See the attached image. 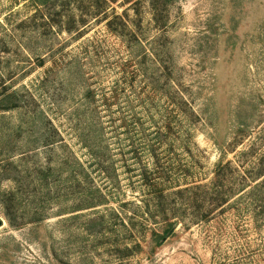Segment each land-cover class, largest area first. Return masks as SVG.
<instances>
[{"label":"rangeland","instance_id":"rangeland-1","mask_svg":"<svg viewBox=\"0 0 264 264\" xmlns=\"http://www.w3.org/2000/svg\"><path fill=\"white\" fill-rule=\"evenodd\" d=\"M10 95L0 264H264V0H0Z\"/></svg>","mask_w":264,"mask_h":264},{"label":"trees","instance_id":"trees-1","mask_svg":"<svg viewBox=\"0 0 264 264\" xmlns=\"http://www.w3.org/2000/svg\"><path fill=\"white\" fill-rule=\"evenodd\" d=\"M42 5L43 4H46L47 0H38ZM6 97V96H5ZM3 97L1 100H0V110H9V109H12L14 107H16L13 103H16V99L14 98L13 95H10L9 97L5 98ZM14 101V102H13ZM162 195V194H160ZM174 231V227L173 225H169L167 226V229L165 230L164 234H162V236H160L159 234H155V237H157L158 239H162V238H165V237H168L170 234H172Z\"/></svg>","mask_w":264,"mask_h":264}]
</instances>
